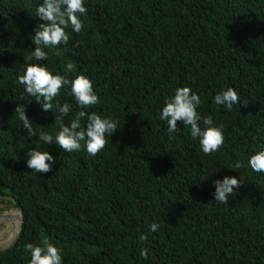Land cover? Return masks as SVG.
Instances as JSON below:
<instances>
[{
  "label": "trees",
  "instance_id": "1",
  "mask_svg": "<svg viewBox=\"0 0 264 264\" xmlns=\"http://www.w3.org/2000/svg\"><path fill=\"white\" fill-rule=\"evenodd\" d=\"M39 2L0 0V197L22 215L0 264H28L24 244L45 237L63 264H264V173L227 168L264 145V0H86L81 32L68 29V43L45 62L70 80L88 76L99 97L88 111L117 120L95 156L83 142L71 153L43 145L14 112L24 105L37 133L59 127V113L41 112L15 82L42 22ZM185 85L200 95L201 115L223 125L214 153L201 152L180 121L169 135L157 118ZM226 87L247 103L215 105ZM55 101L72 105L65 123L80 110L67 89ZM34 147L55 158L50 172L26 167ZM224 175L244 180L227 205L211 200L212 181Z\"/></svg>",
  "mask_w": 264,
  "mask_h": 264
},
{
  "label": "clouds",
  "instance_id": "2",
  "mask_svg": "<svg viewBox=\"0 0 264 264\" xmlns=\"http://www.w3.org/2000/svg\"><path fill=\"white\" fill-rule=\"evenodd\" d=\"M86 13V0H40L35 7V17L42 22L37 23L34 34L30 35L34 48L29 50L27 57L24 58V67L16 75L15 82L23 86V94L32 97L41 112L47 114L51 110L52 113H59L55 117L60 121L58 129L54 132L41 130L37 133L26 115L24 105L17 104L14 112L27 135L29 137L35 135L36 140L43 145H53L71 153L79 151L83 142L87 154L95 156L104 148L106 138L118 129L117 120L95 111H88L90 106L99 103L98 94L88 76L78 74L70 80L66 74L53 71L45 62L51 49L68 43V29L77 34L81 32L83 27L81 18ZM26 61H34V63ZM62 89L69 90V95L80 109L68 119L67 123L63 121L71 112L72 105L68 102L55 101ZM211 99L215 105L222 106L228 111H231L234 105L247 103L240 98L233 87L221 88ZM201 103V97L196 91L187 85L179 86L164 98L157 118L164 122L169 135L178 132L177 121H180L183 127L187 128L190 137L198 141L200 151L210 154L216 152L224 143L223 125L214 124L210 115L202 116L198 111ZM25 164L36 174L48 173L55 164V158L49 151H41L34 147L28 149ZM241 167H248L255 173H264V145L258 146L257 150L247 157L246 164L235 160L227 168L234 171ZM243 181L241 176L238 179L233 175L214 179L211 200L227 205L229 197L236 192ZM148 230L158 231L159 224L152 222L148 225ZM138 239L143 243L147 236L141 233ZM24 249L30 257L28 264H63L62 250L46 237L39 243H25ZM147 255L148 250L140 247L139 256L147 258Z\"/></svg>",
  "mask_w": 264,
  "mask_h": 264
},
{
  "label": "rangeland",
  "instance_id": "3",
  "mask_svg": "<svg viewBox=\"0 0 264 264\" xmlns=\"http://www.w3.org/2000/svg\"><path fill=\"white\" fill-rule=\"evenodd\" d=\"M0 197V249L8 247L19 231V211L12 205L13 201Z\"/></svg>",
  "mask_w": 264,
  "mask_h": 264
},
{
  "label": "water",
  "instance_id": "4",
  "mask_svg": "<svg viewBox=\"0 0 264 264\" xmlns=\"http://www.w3.org/2000/svg\"><path fill=\"white\" fill-rule=\"evenodd\" d=\"M19 213H20V212H19ZM21 223H22V215H21V213H20V228H21ZM19 232H20V230L18 231V235H19ZM18 235L16 236L15 240L12 242V244H11L10 246H12L14 243H16L17 238H18ZM10 246H8V247H10ZM8 247H7V248H8ZM0 250H2V249H0Z\"/></svg>",
  "mask_w": 264,
  "mask_h": 264
},
{
  "label": "bare ground",
  "instance_id": "5",
  "mask_svg": "<svg viewBox=\"0 0 264 264\" xmlns=\"http://www.w3.org/2000/svg\"><path fill=\"white\" fill-rule=\"evenodd\" d=\"M18 235V234H17Z\"/></svg>",
  "mask_w": 264,
  "mask_h": 264
}]
</instances>
